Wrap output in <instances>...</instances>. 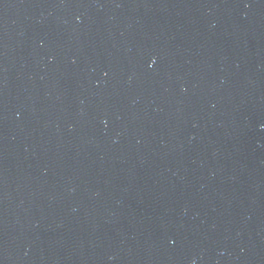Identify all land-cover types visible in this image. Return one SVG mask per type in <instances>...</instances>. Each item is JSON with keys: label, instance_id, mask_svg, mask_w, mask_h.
Masks as SVG:
<instances>
[{"label": "water", "instance_id": "95a60500", "mask_svg": "<svg viewBox=\"0 0 264 264\" xmlns=\"http://www.w3.org/2000/svg\"><path fill=\"white\" fill-rule=\"evenodd\" d=\"M0 264H264V0H0Z\"/></svg>", "mask_w": 264, "mask_h": 264}]
</instances>
